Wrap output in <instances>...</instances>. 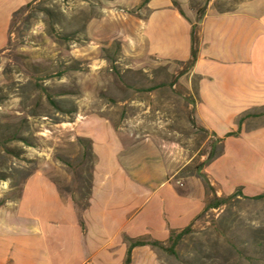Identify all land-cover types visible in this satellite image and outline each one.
Masks as SVG:
<instances>
[{"label":"crops","instance_id":"obj_1","mask_svg":"<svg viewBox=\"0 0 264 264\" xmlns=\"http://www.w3.org/2000/svg\"><path fill=\"white\" fill-rule=\"evenodd\" d=\"M35 1L0 0V52L8 46L12 16ZM92 3L84 15L88 43L72 53L75 61L88 63L89 73L74 122L59 129L76 151L88 146L87 207L78 214L53 177H30L17 215L0 221V264H125L127 240L149 239L167 248L172 234L205 228L214 196L264 195V0ZM114 44L131 72L167 67L180 76L196 124L215 140L212 153L219 152L201 172L208 185L199 176L180 190L178 173L154 140H133L95 112L113 82L102 55ZM131 264L163 262L155 250L141 247L132 250Z\"/></svg>","mask_w":264,"mask_h":264},{"label":"rangeland","instance_id":"obj_2","mask_svg":"<svg viewBox=\"0 0 264 264\" xmlns=\"http://www.w3.org/2000/svg\"><path fill=\"white\" fill-rule=\"evenodd\" d=\"M92 1L37 0L12 16L8 46L0 52L2 223L17 215L24 186L38 172L56 179L60 195L74 202L78 214L87 207L92 181L88 146L76 151L74 141L59 129L74 122L89 73L88 63L75 61L72 53L88 43L84 15ZM102 57L113 82L100 94L95 112L133 140H154L184 190L219 152L212 153L215 140L196 124L195 106L180 89V76L167 67L129 71L120 61L118 44ZM181 69L180 74L187 67ZM216 204L220 207L207 214L205 228L186 235L174 254L155 250L163 264H264V198H246L239 191L221 200L214 196L210 206Z\"/></svg>","mask_w":264,"mask_h":264},{"label":"trees","instance_id":"obj_3","mask_svg":"<svg viewBox=\"0 0 264 264\" xmlns=\"http://www.w3.org/2000/svg\"><path fill=\"white\" fill-rule=\"evenodd\" d=\"M37 1V0H36ZM35 1V2H36ZM34 2V3H35ZM29 4L27 5L26 7H24L23 9H21L20 11H18L17 13H15L14 17H17L18 15L24 13L26 10L30 9L31 6L34 4ZM203 16V12H199L198 13V17H200L199 19L201 20V17ZM12 28H13V25H12ZM193 43H194V50H193V58L195 59L196 58V50H195V45L197 43V40H196V30H194L193 32ZM200 177L205 181V183L208 185V182L207 180L205 179L204 176L200 175ZM209 187V186H208ZM212 191V190H210ZM232 197H235V195H233ZM259 198H264V195L258 197ZM218 207H220V204H216L215 206H210L206 209V212L211 210V209H217ZM203 216L200 217V219L202 218ZM189 233H191V229L188 228L186 229L184 232H182L180 235L178 236H175L174 234H172V237L170 239V248H166L165 246H163L161 243H158V242H154V241H151L149 239H142V240H138V241H132V240H127L128 243H129V251H128V257H127V260H126V263L125 264H131V252L133 249L135 248H141V247H150L151 249L153 250H159V251H162V252H166V253H170V254H174L175 253V248L177 247V245L179 244V242L186 236L188 235Z\"/></svg>","mask_w":264,"mask_h":264}]
</instances>
